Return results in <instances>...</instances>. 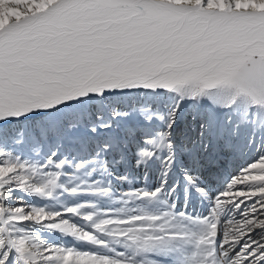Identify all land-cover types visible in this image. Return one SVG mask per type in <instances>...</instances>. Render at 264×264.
Segmentation results:
<instances>
[{
	"label": "snow or ice",
	"instance_id": "1",
	"mask_svg": "<svg viewBox=\"0 0 264 264\" xmlns=\"http://www.w3.org/2000/svg\"><path fill=\"white\" fill-rule=\"evenodd\" d=\"M0 264H264V0H0Z\"/></svg>",
	"mask_w": 264,
	"mask_h": 264
},
{
	"label": "bare ground",
	"instance_id": "2",
	"mask_svg": "<svg viewBox=\"0 0 264 264\" xmlns=\"http://www.w3.org/2000/svg\"><path fill=\"white\" fill-rule=\"evenodd\" d=\"M135 186V185H134ZM117 187H121V185H118ZM123 187H127V185H123Z\"/></svg>",
	"mask_w": 264,
	"mask_h": 264
},
{
	"label": "rangeland",
	"instance_id": "3",
	"mask_svg": "<svg viewBox=\"0 0 264 264\" xmlns=\"http://www.w3.org/2000/svg\"><path fill=\"white\" fill-rule=\"evenodd\" d=\"M118 186V185H117Z\"/></svg>",
	"mask_w": 264,
	"mask_h": 264
}]
</instances>
